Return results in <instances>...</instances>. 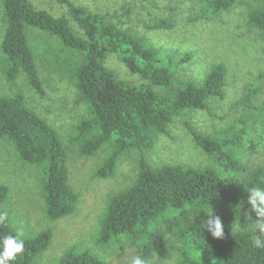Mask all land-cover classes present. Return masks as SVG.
I'll return each mask as SVG.
<instances>
[{
	"label": "trees",
	"instance_id": "trees-1",
	"mask_svg": "<svg viewBox=\"0 0 264 264\" xmlns=\"http://www.w3.org/2000/svg\"><path fill=\"white\" fill-rule=\"evenodd\" d=\"M56 1L67 8V15L55 16L37 9L32 0H0V52L7 80L14 82L23 77L43 95L31 32L39 31L57 40L67 54L61 70L75 86L76 104L85 105L89 111V117L76 125L71 141L86 158L111 146L96 169L97 178H112L126 154L140 153L135 180L107 200L97 243L121 249L130 242L139 246L140 256L149 262L169 236L171 250L178 253V264H264V249L252 244L251 221L245 224V212L250 209L246 190L264 185V165L247 167L237 151L244 143L246 128L264 123V108L253 105L260 86L246 92L243 101L252 114L239 120L243 129L231 126L209 134L198 132L189 117L225 99L228 69L224 64L213 65L201 80L179 81L178 72L191 61V53L157 46L148 37L114 22L110 14L93 12L71 0ZM240 3L199 0V11L188 16L186 23L213 21ZM246 23L249 30L264 32V7H250ZM177 25L172 16L145 24L152 31H171ZM112 55L143 82L124 80L109 69L107 60ZM179 117L212 165L154 166L149 162L145 153L159 135H170V125ZM0 141L13 147L20 162L43 171V210L48 221L74 216L80 196L69 182L66 147L58 131L28 105L22 92L0 95ZM10 195L11 189L0 179V212H5L3 207ZM211 207L222 221V239H214L199 228L200 221L207 219L203 211H211ZM251 215L256 218L254 213ZM10 225L8 220L0 224V235H16ZM23 239L24 252L14 264H36L49 250L53 230ZM57 264L111 263L88 248L72 246Z\"/></svg>",
	"mask_w": 264,
	"mask_h": 264
},
{
	"label": "rangeland",
	"instance_id": "rangeland-1",
	"mask_svg": "<svg viewBox=\"0 0 264 264\" xmlns=\"http://www.w3.org/2000/svg\"><path fill=\"white\" fill-rule=\"evenodd\" d=\"M71 1L93 12L110 14L114 22L135 34L148 37L157 46L191 53V61L183 64L178 72L179 81L201 80L213 65L219 63L227 67L225 99L211 103L209 110L192 112L189 117V122L198 132L209 134L231 126H236V130L243 129L239 120L252 114L243 100L246 92L257 85L260 86V93L253 98V105L264 108V32L249 30L246 23L250 7H264V0H241L233 10L215 20L193 24L186 23V19L199 11V0ZM32 2L37 9L47 10L55 16L67 15V8L56 0ZM170 16L178 23L171 31H152L145 26L156 18ZM2 36L3 13L0 7V42ZM30 40L36 50L43 95L33 90L23 77L14 82L7 80L1 52L0 95L13 96L22 92L28 105L58 131L67 151L69 182L79 193V204L74 216L54 223L48 221L43 210V171L20 162L13 147L0 141V179L11 189L3 211L8 214L10 226L22 233L23 238H34L46 229L53 230L51 246L36 264H57L64 251L72 246L88 248L111 264H128L133 255H140L138 245L125 242L121 249L115 247L117 245L101 246L97 243V234L109 196L127 188L137 177L140 153L132 151L126 154L112 178L95 176L97 167L102 164L111 146H104L90 158L80 154V147L71 141V135L76 125L89 117V111L85 105L76 104L75 86L61 70L67 54L62 52L56 39L39 31H32ZM107 66L124 80L143 82L114 55L107 60ZM169 131V136L159 135L155 145L145 153L151 164H213L196 146L181 117L173 121ZM243 138L244 143L237 151L247 167L264 165V123L246 128ZM169 240L168 236L148 264H178V253L171 250Z\"/></svg>",
	"mask_w": 264,
	"mask_h": 264
},
{
	"label": "clouds",
	"instance_id": "clouds-1",
	"mask_svg": "<svg viewBox=\"0 0 264 264\" xmlns=\"http://www.w3.org/2000/svg\"><path fill=\"white\" fill-rule=\"evenodd\" d=\"M246 192L248 193L247 204L250 209L245 212V224L249 220L251 221L253 247L264 249V185H253ZM203 212L207 219L200 221L199 228L210 233L214 239H222L224 232L219 216L214 215L212 207L211 211ZM252 213L255 214V219L252 218ZM7 220L8 214L0 212V224H4ZM24 247L25 241L22 238V233L0 235V264H14L17 257L23 254ZM130 264H148V261L140 255H133Z\"/></svg>",
	"mask_w": 264,
	"mask_h": 264
}]
</instances>
